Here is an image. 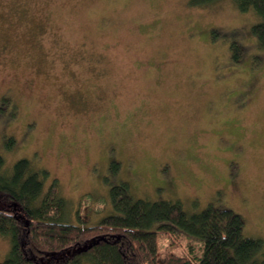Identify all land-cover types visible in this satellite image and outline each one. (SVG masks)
I'll return each instance as SVG.
<instances>
[{
  "label": "rangeland",
  "instance_id": "1",
  "mask_svg": "<svg viewBox=\"0 0 264 264\" xmlns=\"http://www.w3.org/2000/svg\"><path fill=\"white\" fill-rule=\"evenodd\" d=\"M256 19L228 0H0V154L48 170L71 222L111 212L108 188L126 181L134 197L231 208L264 241ZM188 243L198 254L159 235L157 256Z\"/></svg>",
  "mask_w": 264,
  "mask_h": 264
},
{
  "label": "trees",
  "instance_id": "2",
  "mask_svg": "<svg viewBox=\"0 0 264 264\" xmlns=\"http://www.w3.org/2000/svg\"><path fill=\"white\" fill-rule=\"evenodd\" d=\"M217 1L191 0L199 6ZM228 1L256 16L250 31L264 49V0ZM230 48L238 61L242 48L236 41ZM13 144L6 139V147ZM109 165L119 168L115 160ZM108 195L112 210L96 222L68 221L67 200L48 170L26 157L8 166L0 154V236L8 241L0 264H264V241L245 236V220L231 208L208 202L188 210L178 199L134 197L126 181L110 184ZM159 235H183L199 244V253L188 243L182 254L158 258Z\"/></svg>",
  "mask_w": 264,
  "mask_h": 264
}]
</instances>
